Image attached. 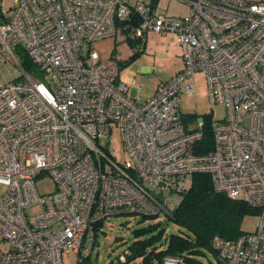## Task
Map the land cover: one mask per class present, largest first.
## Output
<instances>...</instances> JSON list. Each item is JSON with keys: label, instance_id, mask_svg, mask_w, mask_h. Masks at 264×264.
I'll return each mask as SVG.
<instances>
[{"label": "built area", "instance_id": "built-area-1", "mask_svg": "<svg viewBox=\"0 0 264 264\" xmlns=\"http://www.w3.org/2000/svg\"><path fill=\"white\" fill-rule=\"evenodd\" d=\"M12 1L0 3V55L19 66L11 45L20 44L48 85L21 66L0 83V264H63L66 251L90 264L96 221L160 213L195 172L257 210L250 232L234 241L213 236L218 259L264 264V0H183L184 16L150 0ZM148 31L175 36L183 67L151 96L133 99L134 80L121 81L117 60L101 59L89 43ZM197 72L211 106L225 108L210 120L213 145L203 154L194 152L201 128L186 131L178 108L182 83ZM113 127L123 163L100 140ZM44 173L55 190L39 195L35 179ZM130 254L126 245L105 264H127ZM162 263L184 264L169 255Z\"/></svg>", "mask_w": 264, "mask_h": 264}, {"label": "rangeland", "instance_id": "rangeland-1", "mask_svg": "<svg viewBox=\"0 0 264 264\" xmlns=\"http://www.w3.org/2000/svg\"><path fill=\"white\" fill-rule=\"evenodd\" d=\"M127 4H134L136 0H122ZM3 8L13 4L12 0H3L0 2ZM142 35V38L129 39L117 33L114 36L104 37L89 43V48L99 53L101 59L115 58L119 63V79L123 82L130 83L134 80L128 89V96L133 99L139 97H147L154 93L158 83L167 82L173 77L180 66L181 60L179 56L180 45L175 39L168 40L163 38L161 34L150 32ZM13 54L16 55L18 61L22 60V53L25 50L20 44L11 45ZM134 52H138L137 56H132ZM116 61V62H117ZM35 66V65H34ZM146 66V69L143 68ZM22 73L20 66L12 65L4 60L0 55V83H4L15 79ZM31 75L40 79L44 85H48L46 78L35 66L31 69ZM205 75L202 72L193 74L189 79L183 82L179 92V110L181 113V122L186 131L201 128L200 123L204 119V115L210 114V119H221L225 116V108L222 104L211 106L207 83H205ZM193 83L192 91H186L185 85ZM141 86V90H139ZM121 132L113 127L110 134H105L100 139L103 144L110 145L114 150V160L123 163L127 155L123 150ZM55 183L46 173L41 174L35 179L36 191L39 195H45L55 190ZM5 186L0 184V194L5 191ZM180 200V195L171 194L167 197L168 206L176 204ZM35 208H31L34 212ZM164 218L163 211L155 218L160 220ZM255 214H246L242 220V229L250 232L256 222ZM102 224L94 230L95 243L91 251V255L87 263L105 264L112 260L127 243L133 240L132 230L136 227L145 226L147 222H138V220L130 215L128 211H119L102 220ZM166 231H175V224L171 220H167L164 224ZM1 245V241H0ZM2 247L5 248L4 245ZM203 257L207 264H217L208 252ZM63 264H77L75 254L72 251H66L62 254ZM163 260V259H162ZM128 264H136L130 262Z\"/></svg>", "mask_w": 264, "mask_h": 264}, {"label": "trees", "instance_id": "trees-1", "mask_svg": "<svg viewBox=\"0 0 264 264\" xmlns=\"http://www.w3.org/2000/svg\"><path fill=\"white\" fill-rule=\"evenodd\" d=\"M132 40L130 38L129 42ZM22 54L19 66L31 74L34 63L26 53ZM137 54L134 52L131 57ZM210 120V114L204 115L201 127L203 135L194 143L196 154H203L212 148ZM189 181L185 189L175 193L180 195V200L162 210L164 218L155 219L160 213L128 212L138 222L148 223L131 231L133 240L126 244L131 250L127 264H163L162 259L167 255L181 256L184 264H207L203 259L207 252L217 260V264H224L212 246L213 236L234 241L247 233L241 228L244 215L256 214L257 210L243 200H232L225 193L216 191L209 173L195 172ZM167 220L175 224V231H166L164 224ZM102 222L96 221L93 230Z\"/></svg>", "mask_w": 264, "mask_h": 264}, {"label": "crops", "instance_id": "crops-1", "mask_svg": "<svg viewBox=\"0 0 264 264\" xmlns=\"http://www.w3.org/2000/svg\"><path fill=\"white\" fill-rule=\"evenodd\" d=\"M150 1L154 5L157 2V5H158V8L160 9V11H168V12L174 14V15H177V16H184V15L188 14L189 5H188L187 2H185L183 0H150ZM146 33H149V32H146ZM160 36H162L163 38H168V40L175 39V41L178 43V41L176 40L175 36L172 35L171 33H167L165 35L161 34ZM179 45H180V47H178L179 56L177 57V59L181 60V62H182V66H180V68H179V70H181L182 67H183V61L181 59V55L183 53L184 47H182L181 44H179ZM143 68L146 69V66H143ZM129 87H130V85H129ZM140 90H141V88H140ZM147 97H143V98H147ZM141 98L142 97H139L138 99H141Z\"/></svg>", "mask_w": 264, "mask_h": 264}]
</instances>
